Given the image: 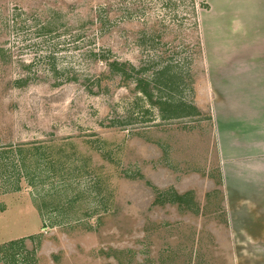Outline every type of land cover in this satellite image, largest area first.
<instances>
[{"label":"rangeland","instance_id":"374dc122","mask_svg":"<svg viewBox=\"0 0 264 264\" xmlns=\"http://www.w3.org/2000/svg\"><path fill=\"white\" fill-rule=\"evenodd\" d=\"M196 1L0 0V264H231Z\"/></svg>","mask_w":264,"mask_h":264},{"label":"crops","instance_id":"0c3cea01","mask_svg":"<svg viewBox=\"0 0 264 264\" xmlns=\"http://www.w3.org/2000/svg\"><path fill=\"white\" fill-rule=\"evenodd\" d=\"M199 30L231 264H264V0H201Z\"/></svg>","mask_w":264,"mask_h":264},{"label":"trees","instance_id":"16d2710c","mask_svg":"<svg viewBox=\"0 0 264 264\" xmlns=\"http://www.w3.org/2000/svg\"><path fill=\"white\" fill-rule=\"evenodd\" d=\"M169 1H171V0H169ZM183 1H185V0H183ZM187 1H189V2H186V7H187V5L188 4H190V5H193V6H197V1L196 0H187ZM193 8V7H192ZM198 18V17H197ZM198 20V19H197ZM197 32H198V40H197V43H198V45H199V48L201 49V53H202V45H201V37H200V30H199V21H197ZM117 65H119V63H110V65H109V67H110V69L111 70H109V72H112V74H115L116 72H118L119 70H120V67H118ZM122 77H121V81L124 83V84H127L128 83V81H129V78L130 77H128V75L126 74H122L121 75ZM28 79V77H20V78H18L17 80H9L8 82H7V87L8 88H10L11 86H13V85H15V86H19V84H20V82H25L26 80ZM136 89L137 90H140L141 92H143V93H145V94H147V95H149L148 94V91H147V88H145L144 87V85L142 84V82H138L137 83V85H136ZM21 145V144H20ZM19 145V146H20ZM19 148V147H18Z\"/></svg>","mask_w":264,"mask_h":264}]
</instances>
